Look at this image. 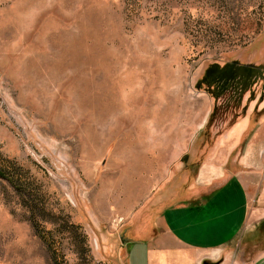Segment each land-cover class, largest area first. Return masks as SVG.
<instances>
[{
    "label": "rangeland",
    "instance_id": "1",
    "mask_svg": "<svg viewBox=\"0 0 264 264\" xmlns=\"http://www.w3.org/2000/svg\"><path fill=\"white\" fill-rule=\"evenodd\" d=\"M0 155L29 183L0 177V264H56L36 222L61 264H124L205 165L244 177L254 258L264 0H0Z\"/></svg>",
    "mask_w": 264,
    "mask_h": 264
},
{
    "label": "crops",
    "instance_id": "2",
    "mask_svg": "<svg viewBox=\"0 0 264 264\" xmlns=\"http://www.w3.org/2000/svg\"><path fill=\"white\" fill-rule=\"evenodd\" d=\"M213 172L209 165L197 169L178 194L180 203L160 213L156 225L162 234L129 242L124 264H264V252L247 260L232 248L250 222L244 177Z\"/></svg>",
    "mask_w": 264,
    "mask_h": 264
},
{
    "label": "trees",
    "instance_id": "3",
    "mask_svg": "<svg viewBox=\"0 0 264 264\" xmlns=\"http://www.w3.org/2000/svg\"><path fill=\"white\" fill-rule=\"evenodd\" d=\"M0 177L8 180L14 188L21 192L22 189L28 188V181L21 170L16 169V164L4 159L0 155ZM37 235L45 242L56 264H61L63 254H61L60 240L56 237L54 230H48L41 223L34 224Z\"/></svg>",
    "mask_w": 264,
    "mask_h": 264
}]
</instances>
